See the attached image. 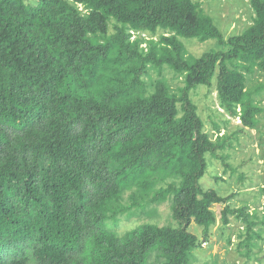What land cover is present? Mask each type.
<instances>
[{
    "label": "trees",
    "instance_id": "16d2710c",
    "mask_svg": "<svg viewBox=\"0 0 264 264\" xmlns=\"http://www.w3.org/2000/svg\"><path fill=\"white\" fill-rule=\"evenodd\" d=\"M250 6L227 36L194 0H0V264H194L215 204L255 257L259 209L200 182L233 134L215 123L213 138L193 98L215 86L238 132L263 126L264 0ZM194 41L209 47L192 54ZM165 202L178 227L120 229Z\"/></svg>",
    "mask_w": 264,
    "mask_h": 264
},
{
    "label": "rangeland",
    "instance_id": "374dc122",
    "mask_svg": "<svg viewBox=\"0 0 264 264\" xmlns=\"http://www.w3.org/2000/svg\"><path fill=\"white\" fill-rule=\"evenodd\" d=\"M200 1L204 9L220 20L226 35L241 32L246 23H250L253 10L250 0H194ZM188 51L200 55L209 45L206 42H189ZM170 83L177 87L181 78L174 79L173 74L166 71ZM157 74H152L156 78ZM254 80V79H253ZM193 98L198 106L199 114L205 122V129L216 138L217 131L213 128L215 123L221 124V133L233 134V147L224 152H219L221 157L207 153V169L200 182L204 189H215L221 195H233L230 204L233 207L250 205V211L256 206L260 217L264 216V194L260 195L264 187V124L259 129H246L238 132L241 125L239 118L230 116L219 107L216 87L209 88L201 85L195 90ZM264 105V99L261 101ZM230 119L228 128L223 121ZM263 139V141H261ZM127 197V196H126ZM224 205L215 204L213 209L218 214V221L213 226L212 232L207 236L206 244L193 250L194 264H264V236L256 240L255 257L247 260L238 250V234L245 231L241 221L231 216V229L222 230L220 212ZM157 216L153 218L122 219L120 229L125 230L128 224L140 225L145 221L158 222L161 225L178 227L179 222L172 215L168 202L158 206L155 210ZM256 228H259L257 226ZM189 230L195 233L199 240L205 238L203 227L193 222ZM232 236V243L227 242V237Z\"/></svg>",
    "mask_w": 264,
    "mask_h": 264
},
{
    "label": "clouds",
    "instance_id": "9594fccd",
    "mask_svg": "<svg viewBox=\"0 0 264 264\" xmlns=\"http://www.w3.org/2000/svg\"><path fill=\"white\" fill-rule=\"evenodd\" d=\"M237 118H239V120H240V122H241V118H240V116H238Z\"/></svg>",
    "mask_w": 264,
    "mask_h": 264
},
{
    "label": "built area",
    "instance_id": "2783aa9c",
    "mask_svg": "<svg viewBox=\"0 0 264 264\" xmlns=\"http://www.w3.org/2000/svg\"><path fill=\"white\" fill-rule=\"evenodd\" d=\"M206 244V242H204Z\"/></svg>",
    "mask_w": 264,
    "mask_h": 264
}]
</instances>
